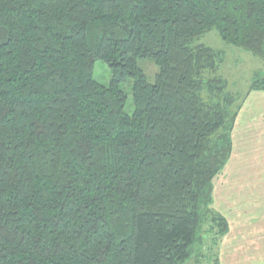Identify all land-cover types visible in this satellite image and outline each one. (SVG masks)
I'll list each match as a JSON object with an SVG mask.
<instances>
[{"label": "trees", "instance_id": "obj_1", "mask_svg": "<svg viewBox=\"0 0 264 264\" xmlns=\"http://www.w3.org/2000/svg\"><path fill=\"white\" fill-rule=\"evenodd\" d=\"M211 30L264 61V0H0V264H188L219 244L242 104L223 52L193 44Z\"/></svg>", "mask_w": 264, "mask_h": 264}, {"label": "rangeland", "instance_id": "obj_2", "mask_svg": "<svg viewBox=\"0 0 264 264\" xmlns=\"http://www.w3.org/2000/svg\"><path fill=\"white\" fill-rule=\"evenodd\" d=\"M193 44H204L223 52L217 75L228 81L227 89L235 95L238 102L240 99L239 104H242L243 109L249 110L239 114L242 122L239 125L241 129L236 138L232 164L213 180L216 187L214 205L216 204L218 206L216 209L226 215L232 226L231 231L225 235L223 243L222 238L218 245H212V235L205 233L204 243L211 249L203 251L202 245L197 244L193 250V260L188 264H213L217 251L221 264H264V179L241 177L251 176L258 170L259 155L256 156V152L260 143L257 139L258 135L264 134V122L249 123L246 118L252 119L263 104L257 97L259 90L247 93L255 76H264V61L247 50L226 43L217 30L203 34ZM138 65L146 74L147 80L155 83L159 73V66L155 60L139 58ZM94 78L103 85L109 84L111 70L105 62L98 60L95 63ZM121 87L128 94L125 111L132 114L134 111L132 81L122 83ZM238 117L235 122L236 131ZM245 121L247 123L241 127ZM225 191L228 194L231 192V195H228L230 196L228 202L225 201ZM197 258L199 260H196Z\"/></svg>", "mask_w": 264, "mask_h": 264}, {"label": "crops", "instance_id": "obj_3", "mask_svg": "<svg viewBox=\"0 0 264 264\" xmlns=\"http://www.w3.org/2000/svg\"><path fill=\"white\" fill-rule=\"evenodd\" d=\"M261 91H259V93L257 94V97H258V99L259 100H261V102H262V104H263V107H261V109H258L257 111V113H254V116H253V118L252 119H250V118H246V120H248L249 121V123H253L254 121H257V122H264V92L263 93H260ZM252 107V106H251ZM242 109H243V107L240 109V111H239V113H238V115L239 114H243V113H245V110H249V108H246V109H243V111H242ZM238 117V116H237ZM241 119V116L239 115V117H238V122H239V124H237L238 126V130L236 131L235 130V124H234V127H233V132H232V139H233V150H232V154H231V157H230V159H229V162L227 163V165L225 166V168H224V170L228 167V166H230L231 164H232V162H233V155H234V151H235V149H236V138H238V136H239V134H238V131H240V129L241 128H239V125H240V123L242 122V120H240ZM240 120V121H239ZM237 121V120H236ZM235 121V122H236ZM245 123H247V121H245L244 123H242V125H241V127L245 124ZM263 132H264V129H263ZM257 141H258V143H260V145H259V147L257 148V152H256V156H261V157H259L258 156V163H257V169L258 170H256L257 171V173H253L251 176L250 175H241V177H252V178H258V179H264V134L261 136V134L260 135H258V139H257ZM256 174V175H255ZM239 176V175H238ZM215 191H216V187H215V185H214V200H215V203H216V198H215ZM228 195H231V192L228 194L226 191H225V194H224V196H225V201H229V199H230V196L228 197ZM225 203V202H224ZM218 204V203H217ZM215 207H218L216 204L214 205ZM218 209V208H217ZM226 216V215H225ZM230 223V222H229ZM231 224V223H230ZM231 228H232V226L230 225V230L229 231H231ZM225 237V236H224ZM224 237H223V240H222V243H223V241H224Z\"/></svg>", "mask_w": 264, "mask_h": 264}]
</instances>
